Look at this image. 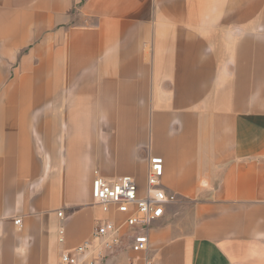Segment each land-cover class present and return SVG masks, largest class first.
<instances>
[{
    "label": "crops",
    "instance_id": "1",
    "mask_svg": "<svg viewBox=\"0 0 264 264\" xmlns=\"http://www.w3.org/2000/svg\"><path fill=\"white\" fill-rule=\"evenodd\" d=\"M152 157V264H264V0H0V264H59Z\"/></svg>",
    "mask_w": 264,
    "mask_h": 264
},
{
    "label": "built area",
    "instance_id": "2",
    "mask_svg": "<svg viewBox=\"0 0 264 264\" xmlns=\"http://www.w3.org/2000/svg\"><path fill=\"white\" fill-rule=\"evenodd\" d=\"M163 175V159L152 157L147 189L144 195H140L133 177L124 176L111 181L96 170L92 185L93 204L100 207L105 215L123 218L96 220L91 237L75 248L64 250L59 264H104L121 249L124 239L129 240V249L135 255L129 264H138L142 256L144 264H152L146 257L150 231L162 219L166 207L177 201L176 194L162 188ZM58 215L64 217L63 212ZM21 224V219L15 220L16 226ZM63 234L61 230L60 235Z\"/></svg>",
    "mask_w": 264,
    "mask_h": 264
}]
</instances>
